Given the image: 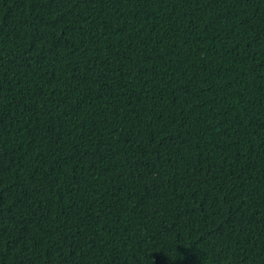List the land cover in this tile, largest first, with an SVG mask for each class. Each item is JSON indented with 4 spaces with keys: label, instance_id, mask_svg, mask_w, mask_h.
Instances as JSON below:
<instances>
[{
    "label": "trees",
    "instance_id": "obj_1",
    "mask_svg": "<svg viewBox=\"0 0 264 264\" xmlns=\"http://www.w3.org/2000/svg\"><path fill=\"white\" fill-rule=\"evenodd\" d=\"M0 264H264V0H0Z\"/></svg>",
    "mask_w": 264,
    "mask_h": 264
}]
</instances>
